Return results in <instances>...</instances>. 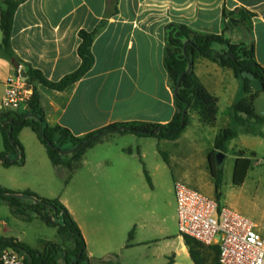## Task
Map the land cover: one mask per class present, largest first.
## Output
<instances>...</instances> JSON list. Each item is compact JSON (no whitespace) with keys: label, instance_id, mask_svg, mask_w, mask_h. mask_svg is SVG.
<instances>
[{"label":"crops","instance_id":"crops-1","mask_svg":"<svg viewBox=\"0 0 264 264\" xmlns=\"http://www.w3.org/2000/svg\"><path fill=\"white\" fill-rule=\"evenodd\" d=\"M237 8H245L254 16L248 18L234 12ZM224 11L231 13L225 16ZM171 23L187 26L197 34L223 35L232 46L246 43L264 67V0H24L14 15L11 47L23 67L38 69L48 79L59 81L81 65L78 54L82 41L80 31L96 32L92 44L95 62L84 76L64 89H54L37 81L30 84L40 93L47 122L51 126L67 127L76 136L83 137L116 122L168 123L172 120L176 112L175 92L164 62L166 54L171 51L166 34V27ZM2 40L0 26V42ZM216 48L221 49L219 46ZM12 60L0 56V102L5 95L6 80L15 70ZM195 71L208 90L219 98V112L224 102L228 109L224 120L227 125L220 130L235 124L232 105L242 96L251 100L252 94L243 93L242 85L232 69L210 58L198 57ZM240 116L247 117L245 113ZM26 128L29 127L23 128L19 134L26 151L23 166L31 162L33 155L28 156V148L23 140L25 135L33 147L30 148L31 153L33 149L38 153L37 162L33 165L41 168L45 166L43 151L25 133ZM237 129L239 134L247 133L241 126ZM129 134L134 135L110 134L86 152L81 166L71 179L83 169L91 172L93 178L85 182L76 181L73 204L66 197L70 183L57 190L52 188V179L48 175L36 173L12 177L2 186L18 193L31 190L43 197L59 198L80 227L91 262L97 257L111 255L121 264L127 258H131L135 264H158L162 257L167 261L170 258L167 264H196L184 236L177 230V213L174 214V226L167 221L157 223L160 220L157 204L153 209L143 211L148 216L141 224L142 237H137L134 227L131 229L133 237H129V241L123 237L127 227L118 236L115 235L111 227L108 198L100 185L101 182L109 185L110 181L130 177L133 150L128 153L123 146L111 147L114 138ZM139 138L142 140L143 136ZM159 152L166 151L159 145ZM146 155L141 150V156L146 158ZM167 157L169 163L165 161L170 164L168 153ZM153 165L156 169L160 167L159 162ZM65 169L58 168L61 176L68 174ZM150 178L153 179V174H150ZM32 220L42 222L39 226L45 236L40 238V251L45 249L48 242H64L58 231L46 233L50 224L40 218ZM7 222L1 219L0 214V237L17 238L32 248L26 241V232L18 229L20 221L15 217L12 226ZM258 230L264 233L259 225ZM116 244L121 246L115 247ZM140 244L149 247H133ZM150 244L154 247H150ZM67 245L64 244V247Z\"/></svg>","mask_w":264,"mask_h":264},{"label":"trees","instance_id":"trees-1","mask_svg":"<svg viewBox=\"0 0 264 264\" xmlns=\"http://www.w3.org/2000/svg\"><path fill=\"white\" fill-rule=\"evenodd\" d=\"M23 1L0 0V26L3 32V40L0 42V56L10 60L17 59L11 47L12 27L15 12ZM234 12L248 18L254 16L253 12L245 8H237ZM230 13L224 11L225 16ZM166 34L167 44L171 51L166 54L164 62L173 89H175L179 78L183 75L178 92L175 93L176 112L171 121L168 123L116 122L79 137L67 127L51 126L47 122L40 93L34 88L27 111L4 110L0 115V129L4 142V150L0 151V163L5 167L23 166L25 164L26 153L19 138L21 130L25 127L31 128L36 133L40 142L46 147L54 167L69 169V176L66 180L68 182L73 173L81 166L86 152L110 134L133 133L139 136H154L160 140L174 141L180 138L189 125L192 111L198 114L202 125H216L219 113V98L208 90L195 71L196 59L201 56L210 58L221 66L232 69L242 85L243 93L252 94L251 100L246 96L240 97L232 105L231 111L235 124L243 127L247 133L258 134L257 127L264 123V117L257 115L254 106L259 92L252 88L251 80L242 75L244 71H250L264 84V67L257 61L255 52L246 43L232 46L223 35L197 34L184 25L171 23L166 27ZM95 35V31H80L82 41L78 47V54L82 62L76 71L66 75L59 81H52L44 76L40 70L24 67L28 73V83L33 84L37 81L54 89H64L84 76L95 62L92 52ZM216 46L221 47V49L216 48ZM184 110H187L185 117L183 116ZM241 113H245L247 117H241ZM239 132L237 128L228 126L222 128L214 139V149L209 154L208 162L215 178L216 191L220 189L223 180L222 164L217 165L216 154L219 151L225 152L229 142L236 138ZM67 150H71V152L69 154L65 153L64 151ZM12 154L15 156L13 157ZM162 154L169 163L167 153L162 152ZM251 162V158L246 157L245 153L238 154L233 171V183L235 185L244 183ZM145 173L151 181L146 168ZM15 193L18 192L0 185V197L8 202L15 216L24 220L40 218L50 225L49 218L52 217L64 242H48L45 249L40 251L29 247L17 238L0 237V250L4 247L13 248L23 255L25 264H60V261H57L55 257L61 250H64L65 256L63 259L66 260V264H92L81 229L69 209L59 198L43 197L31 190L20 192L24 194L23 197L13 195ZM57 218H61L62 223H59ZM133 233L132 230L129 234L130 238L133 237ZM183 236L191 258L196 264H221L219 245L206 246L189 235ZM64 244L68 245L64 247ZM28 255H30V258Z\"/></svg>","mask_w":264,"mask_h":264},{"label":"rangeland","instance_id":"rangeland-1","mask_svg":"<svg viewBox=\"0 0 264 264\" xmlns=\"http://www.w3.org/2000/svg\"><path fill=\"white\" fill-rule=\"evenodd\" d=\"M227 115L228 109H226L224 102L219 112L217 124L214 126H204L200 123L196 112H191L189 125L177 142L160 140L154 136H143L142 140H139L140 136L136 134H134L136 136L132 134L122 137L118 136L112 140L111 147L118 148L123 146L128 153L131 150L134 152V155L130 157L131 175L129 178H118L113 182L110 181L109 185L102 184L103 182H101L100 185L105 192V196L108 198L107 203L110 211L111 227L116 236L127 227L128 229L123 237L129 241V232L134 227L137 231V237H142L141 224L144 222L145 217L148 216L143 211L153 209L155 204L158 205L157 214L160 217L157 223L167 221L174 226V214L177 213V202L174 193V182L176 179L184 180L190 186L215 197L220 204L229 206L250 217L257 225L264 229V123L257 127L258 134L240 133L238 137L229 142L227 150L223 152L224 158L221 163L223 168L222 185L216 191L215 178L212 174L208 158L214 149V147L212 148V144L216 134L221 127L227 125L224 122ZM232 126L239 128L235 124H232ZM26 132L29 134L28 137H32L43 151L45 166L39 168L37 165H33L34 162H37L38 153L34 149L33 153H31L30 148L33 147L30 145V141L26 140L25 135H23V140H25L28 148V156L30 157L33 154L30 158L31 162L25 166L12 165L10 167H5L0 163V185L2 186V184L10 182L12 177L32 176L36 173L48 175L52 179V188H57V190L70 183L67 188L66 197L73 204L76 181H90L93 178L92 173L85 169L80 170L79 176H75L74 179L70 177L68 182H66L69 176V169H65L68 171L66 176H61L58 168L53 166L48 157L46 147L38 140L36 133L31 128H26ZM159 145L162 150L168 153L171 160L170 164L166 163L163 154L159 152ZM2 150H4V142L0 129V151ZM141 150L146 152V158L141 156ZM156 151H158V154ZM240 153H245V156L251 158L252 162L244 183L242 185H235L233 183V171L235 160ZM12 156L14 157L15 155L12 154ZM154 162L160 163L158 169L153 165ZM145 168L151 176L153 174L151 181L146 176ZM9 208L8 202L0 197L1 219L7 220V223L12 226L14 223L13 219L16 217L20 221L19 223H21L17 225L18 229L25 231L27 234L26 237L28 239L26 241L33 246V249L41 250L42 247H39L41 244L40 238L45 236L42 228L39 226L42 225L40 224L42 222L40 220H24L15 216L11 208ZM129 211H131L130 214H123ZM57 221L62 223L61 218H57ZM47 227V234H54L58 231L55 223H51ZM177 230L179 231V227ZM219 239L220 237H217V240ZM118 246L121 245H115V247ZM133 247L149 246L140 244ZM150 247H154L153 244H150ZM169 260L170 258L167 261L162 257L158 260V264H167ZM122 261V264H135L131 258ZM92 264L121 263L115 260V256L110 255L97 257Z\"/></svg>","mask_w":264,"mask_h":264},{"label":"built area","instance_id":"built-area-1","mask_svg":"<svg viewBox=\"0 0 264 264\" xmlns=\"http://www.w3.org/2000/svg\"><path fill=\"white\" fill-rule=\"evenodd\" d=\"M21 68L22 64L6 80L0 110L27 111L33 88L28 79L24 80ZM174 190L181 235H189L206 246L219 245L221 264H264V233L253 219L220 204L184 180L176 179ZM0 262L25 264L23 255L11 247L0 250Z\"/></svg>","mask_w":264,"mask_h":264},{"label":"water","instance_id":"water-1","mask_svg":"<svg viewBox=\"0 0 264 264\" xmlns=\"http://www.w3.org/2000/svg\"><path fill=\"white\" fill-rule=\"evenodd\" d=\"M12 62H13V67L15 70L20 68V62L17 59H13ZM20 72H21L24 80H27L28 79V73H27L26 69L21 68ZM242 75L244 77H248L251 80L252 88L255 91L259 92V96L255 99L254 106H255V111H256L257 115L264 117V84H263V82L250 71H244L242 73ZM182 77H183V75H181V77L179 78V81H178V83L174 89L175 93L178 92ZM186 113H187V110H184V112H183L184 117H185ZM0 114H1V110H0ZM64 152L69 154L71 152V150H67ZM223 158H224V153L222 151H219L216 154L217 165H220L222 163ZM13 195H15L17 197H23L24 196V194H22V193H15ZM49 221H50V223H55V221L53 220L52 217L49 218ZM64 256H65L64 250H61V251H59V253L56 255L55 258L57 261H61V259ZM28 257L30 258V255H28ZM61 263L66 264V260L63 259L61 261Z\"/></svg>","mask_w":264,"mask_h":264},{"label":"flooded vegetation","instance_id":"flooded-vegetation-1","mask_svg":"<svg viewBox=\"0 0 264 264\" xmlns=\"http://www.w3.org/2000/svg\"><path fill=\"white\" fill-rule=\"evenodd\" d=\"M62 260H63V258L61 259V261H62ZM61 261H60V262H61Z\"/></svg>","mask_w":264,"mask_h":264}]
</instances>
